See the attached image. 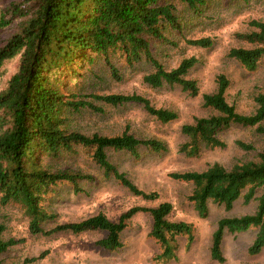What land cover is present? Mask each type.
I'll list each match as a JSON object with an SVG mask.
<instances>
[{
  "label": "trees",
  "instance_id": "trees-1",
  "mask_svg": "<svg viewBox=\"0 0 264 264\" xmlns=\"http://www.w3.org/2000/svg\"><path fill=\"white\" fill-rule=\"evenodd\" d=\"M180 1L194 10L204 2ZM13 19H17L14 31L0 42V66L18 56L15 71L0 90V203H19L28 215L29 229L34 233L105 231V236L96 243L108 250L121 246L120 233L129 218L138 211H148L152 217L149 234L160 248L154 260L162 264L175 258L177 236L185 235L189 245L194 238V226L186 220L168 218L172 209L170 201H161L151 207L130 206L115 220L97 212L81 220L42 228L40 223L54 216L41 203L50 186L69 181L77 191L78 180H90L93 175L71 168H47L40 157L43 154L58 155L61 151L71 152L75 145H81L91 150V156L102 167L104 176L112 175L133 194L145 199L158 197L156 190L140 188L124 171H120L107 158L106 148L126 150L137 157L139 146L153 151L166 150L164 141L155 137H138L129 132L128 125L114 135H87L68 130L67 114L81 108L101 112L102 107L93 100L111 105L139 103L162 122L177 118V112L156 107L148 97L137 92L84 94L61 90L60 87L67 88L70 80L76 83L83 74L81 68L98 57L105 60L111 75L118 78L117 67L112 62V56L116 54L130 66L143 58L150 62L153 70L142 77L150 86L179 84L188 94L197 95L196 80L187 77L190 68L198 61L195 55L183 57L176 66L168 69L152 51L154 42L175 44L167 36L166 29L180 27L176 5L172 0H10L7 4H0V26ZM248 23L253 29L235 34L250 45L230 47L228 56L238 60L244 68L254 70L264 55V21L253 18ZM186 42L209 47L214 38L206 35L186 38ZM215 80L216 89L203 93L202 99L205 106L217 113L197 116L193 122L181 125V132L187 138L178 149L187 156H196L203 148L224 146L219 133L231 124L254 126L256 133L264 137V92L254 95L256 106L252 113H241L226 98L230 83L227 75L219 72ZM235 143L242 149L255 151L254 157L233 162L229 167L213 161L202 170L169 173L175 179L192 183L187 199L201 217L208 214L209 201L222 204L226 210H230L239 198L244 203L257 201L251 213L226 215L217 220L211 234L210 256L218 262L224 261L222 240L226 231L233 233L256 227L248 252L258 253L264 246V148L257 149L251 142L241 139H236ZM4 228L0 222V254L23 240L4 239ZM44 254L41 252L38 257Z\"/></svg>",
  "mask_w": 264,
  "mask_h": 264
},
{
  "label": "rangeland",
  "instance_id": "rangeland-1",
  "mask_svg": "<svg viewBox=\"0 0 264 264\" xmlns=\"http://www.w3.org/2000/svg\"><path fill=\"white\" fill-rule=\"evenodd\" d=\"M7 4L10 0H0ZM176 5L179 28L166 29V34L175 44L154 42L152 51L165 68L176 66L183 57L195 55L197 63L190 68L187 77L196 80L199 92L190 95L179 84L164 83L152 87L142 79L152 71L153 66L146 59L128 65L124 58L114 54L112 62L117 67L119 77L111 75L109 65L102 58L86 63L78 81L61 90H75L80 93H131L137 92L148 97L156 107H167L177 112V118L162 122L149 114L141 104L129 102L111 105L99 100L93 102L102 107L101 112L81 108L67 114L66 127L87 135L119 134L128 125L129 132L138 137H155L166 144L167 149L153 151L145 146L138 147L139 155L133 156L126 150L106 148L107 158L120 171L144 190H156L158 197L145 199L133 194L127 187L111 176H104L103 169L92 158L91 150L75 145L71 152L61 151L58 155L43 154L40 161L50 169L71 168L93 175V179H80L79 190L73 189L69 181L51 185L42 205L53 217L42 221L41 227L48 229L55 224L77 221L103 212L110 219H117L120 213L133 205L155 206L161 201H170L171 220H186L194 226V238L187 245L185 235L177 236V255L162 264H264V246L251 254L248 246L255 237L257 228L243 231H226L222 240L224 261L218 262L210 256L211 234L217 220L226 215L251 213L256 208V200L244 203L237 199L230 210L222 204L208 202V214L198 215L193 203L187 199L192 183L170 176L172 171L202 170L213 161L226 167L233 162L254 157L255 151L239 147L236 139L251 142L257 149L264 148V137L256 133L254 126L231 124L219 133L225 145L203 148L196 156L180 152L179 144L186 140L181 132L183 123L193 122L197 116L217 113L203 104L202 94L216 89L215 76L222 72L230 80L226 98L241 113H252L256 103L254 95L264 92V55L254 70L244 68L238 60L228 56L233 46H249L236 36V32L253 29L250 19L264 21V0H204L197 9H192L180 0H172ZM17 19L0 26V42L15 29ZM212 36L214 42L209 47H199L186 42V38ZM18 56L6 60L0 66V90L15 71ZM90 98V97H88ZM264 124V120H263ZM0 222L5 228L2 237L23 238L0 254L1 264H159L154 255L160 251L159 244L149 231L152 217L148 211H138L129 218L120 233L121 246L108 250L96 241L105 236V231L88 230L80 233L56 231L51 234L31 232L29 217L17 202L0 203ZM41 252L45 254L41 257ZM36 257L26 261L27 258ZM161 264V263H160Z\"/></svg>",
  "mask_w": 264,
  "mask_h": 264
}]
</instances>
